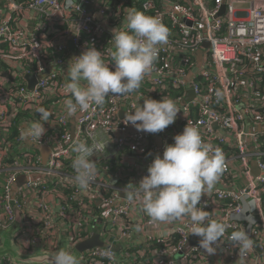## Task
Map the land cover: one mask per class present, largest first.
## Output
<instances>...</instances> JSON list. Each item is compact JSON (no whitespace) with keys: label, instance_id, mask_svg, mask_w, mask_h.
<instances>
[{"label":"built area","instance_id":"built-area-1","mask_svg":"<svg viewBox=\"0 0 264 264\" xmlns=\"http://www.w3.org/2000/svg\"><path fill=\"white\" fill-rule=\"evenodd\" d=\"M130 1L0 0V131L9 134L19 111L32 112L49 101L56 107L49 112L53 118L43 124L46 133L42 138L26 136L27 125L17 128L22 150L28 141L51 152L47 164L40 154L31 156L27 150L10 166H3L8 177L0 197V230L12 228L17 223L16 209L24 208L15 236L24 255H35L39 248L50 254L59 250L64 223L69 220L74 221L68 234L75 248L84 241L82 231H92L99 223L93 210L96 202L112 208L110 229L119 228L139 209L138 202L122 201L121 192L106 188L110 186L105 183H99L97 189L93 181L87 191H81L75 175L61 173L65 163L77 155L74 146L81 141L89 146L104 145L105 149L94 153L96 166L102 159L127 153L120 164L140 181L148 175L157 153L162 157L166 145L174 144V137L189 124L196 126L210 150H219L226 161L215 188L205 193L198 205L209 212L211 220L227 225L216 252L232 264H264V0H133L147 13L154 11L169 30L153 72L138 91L109 94L103 105L67 115L64 102L71 94L64 91V84L69 63L94 46L114 70L112 30H125L127 13L136 5L130 7ZM26 76L37 80L32 91ZM154 97L159 101L170 98L180 109L174 124L155 133L162 140L161 148L150 134L125 121L126 113L134 114V105L142 107L145 99ZM53 129L58 132L50 134ZM112 171L110 167L101 170L106 176L113 174L117 182L125 179L124 171ZM20 177L28 182L15 195ZM57 177L61 188H74L70 199L57 187L51 188ZM100 189L110 193L109 197ZM52 195L59 206L51 202ZM69 200L77 207L71 208ZM30 201L31 209L27 207ZM243 215L252 216L255 222L236 219ZM192 227L190 219L180 220L167 245L155 251L156 258L140 264H212L199 245L201 238L190 234ZM241 228L253 240L247 253L229 239ZM121 234L127 237L129 233ZM192 239L197 240L194 246ZM109 249L111 256L105 255ZM78 259L80 264H132L108 245L80 253Z\"/></svg>","mask_w":264,"mask_h":264},{"label":"clouds","instance_id":"clouds-1","mask_svg":"<svg viewBox=\"0 0 264 264\" xmlns=\"http://www.w3.org/2000/svg\"><path fill=\"white\" fill-rule=\"evenodd\" d=\"M112 36L114 70L94 46L87 47L69 63L64 91L72 98L64 102L67 115L75 116L78 112H87L93 105L101 106L109 94L123 96L138 91L153 72L160 47L168 41L169 30L158 17L130 9L125 30L113 29ZM133 107L134 114H125L126 123L147 133L164 131L175 123L180 112L175 101L166 97L160 101L145 99L142 107ZM38 112L43 121L51 115L43 107ZM45 133L42 123L33 122L25 135L39 139ZM100 148L106 147L100 143L89 146L82 141L73 148L77 154L72 162L74 180L81 191H87L95 179L97 168L93 156ZM225 167L223 154L219 150L211 151L199 129L187 124L183 132L174 137V144L166 145L162 157L155 156L148 175L137 185H127L135 189L127 193V199L138 202L150 222L157 226L190 219L193 225L190 234L200 237V247L214 254L222 244L227 225L211 220L209 212L198 205L204 193L219 181ZM245 207L252 210L250 205L245 204ZM236 219L255 222L250 215ZM229 239L243 253L253 247V240L243 228L233 231ZM105 255L111 256V250ZM51 264H80V261L70 251L61 249L51 258Z\"/></svg>","mask_w":264,"mask_h":264},{"label":"crops","instance_id":"crops-1","mask_svg":"<svg viewBox=\"0 0 264 264\" xmlns=\"http://www.w3.org/2000/svg\"><path fill=\"white\" fill-rule=\"evenodd\" d=\"M51 36L53 35L51 34ZM69 48H70V51L73 50V46L71 44H69ZM5 137L6 135L0 131V142L1 143H4L2 139ZM152 138L154 139V142L156 143L155 137L152 136ZM27 143L29 146L35 147L34 144L28 141ZM37 150L39 154L42 156V153L40 152L41 149H37ZM50 152H51V149H50ZM6 155H7V150L3 149V147H0V187H2V183H3V181L1 180V176L3 173H6L4 169L5 167H3L5 166V162H6L5 156ZM157 155H160V154L157 153ZM101 170L102 169H100V171L98 172L102 173ZM123 174L125 177L123 181L117 182V180L114 179L113 174H109L108 181L105 183L107 186H110L106 188H109L112 190L116 189L121 192L120 197L122 201L127 199V193L125 192L135 190V189L130 188L127 185H129L130 183L133 185H137L140 182L137 178L134 177L132 173L128 171L126 172L124 171ZM214 188L215 186L213 187V189ZM213 189L210 191H206L205 193H209L213 191ZM50 198H51V202L54 203V206H57L58 202H57L56 196L52 195ZM94 204L103 211L106 219L110 218V212H112L111 211L112 208L110 206H106L102 204L101 202H96ZM27 207L29 209L33 208V202L30 201ZM18 210L20 211L21 220L18 221L17 225L13 226L12 227L13 229L10 230L9 232H5L3 230H1L2 232L0 231V247H3L7 239H9V242H12L13 248L16 250V252L20 253L21 255H24L20 247L15 241V236H16V231L20 228V225L23 221V217L25 215V209L23 208V209H18ZM179 221L173 222L171 224H166V225L165 224H161L159 226L154 225L150 222V218L139 207V209L136 212L134 211V214L130 218L124 220V222L119 228L113 229L108 233H102L103 239L106 241L108 246H112V248L114 247L116 249L115 252L117 253L118 256H120V258H123L127 262L132 263V264H136V263L140 264L142 262L152 260L149 258L152 255L151 254L152 250L150 249L151 245L153 246L154 244H157L158 242L164 243V244L168 243L167 240L172 235V228H174L175 225ZM138 228L139 230H137ZM68 231L69 230H67V228L65 229L64 227L63 234H61L60 239H59L61 241V246L59 250L64 249V250H67L73 253L75 248L71 246V239L69 238ZM122 232H127L129 234L127 235V237H124L121 234ZM92 233L93 231H91L90 233L91 236H92ZM90 237L84 239V241L89 239ZM196 244H197V240L192 239L191 246H194ZM59 250H57L56 252H58ZM56 252L52 253V255H54ZM39 253H44V252L42 249L39 248L36 250V254H39ZM205 253L207 252L205 251ZM208 258L212 264H232L230 261L222 259L220 253L218 252H215L214 254H209ZM12 263L14 262L12 261Z\"/></svg>","mask_w":264,"mask_h":264},{"label":"trees","instance_id":"trees-1","mask_svg":"<svg viewBox=\"0 0 264 264\" xmlns=\"http://www.w3.org/2000/svg\"><path fill=\"white\" fill-rule=\"evenodd\" d=\"M135 5V9L138 11H141L143 13H145L146 15H150V16H154V11L152 12H146L142 9V7L140 6L139 3H135L133 0L130 1V7H132V5ZM9 72V69H8ZM72 98V97H71ZM154 100L159 101L156 97H154ZM45 108L48 112H52L56 107L54 106V102L49 101L44 103L43 105L39 106L37 109H35L32 112H26V111H19L17 113V116L14 118L13 120V128H11L9 131V134L6 135L5 138L2 139V141L4 143H0V146L3 147V149L7 150V155L5 156L6 158V162H5V167L6 166H10L11 163H13V161L15 159H19L20 157L23 156L24 153H27V150L30 151L31 156H35L36 154H39L38 150L35 147L29 146L27 145V148L25 150L21 149V145H20V141H19V133L17 131V128L19 126L22 125H27V126H31V124L33 122H40L42 124H46L44 123L45 121L40 119V113L38 112L39 108ZM53 116H50L49 119H52ZM45 126V125H44ZM70 130H71V126H70ZM54 132H58L56 129H53L52 132H50V134H53ZM152 140V139H151ZM127 154L125 152L120 153L119 155L113 157V158H108V159H102L100 164H98L96 166L97 171H100V169H105L107 167H110L113 171V173L115 174H119L122 173L124 171V168L121 166L120 161L123 159L124 155ZM74 160V159H73ZM73 160L67 161L64 165V170L61 171V173L65 176V175H75V171L72 167V162ZM101 167V168H100ZM8 177L7 173H3L1 176V180L3 181L2 183V187H0V197L3 196V185L6 181V178ZM109 176L104 175V173H97L95 176V179L93 180L95 183V186L97 188L99 183H106L108 181ZM59 177L55 178L54 180H52L53 185H51V188H56L57 190H61L63 192V196L65 198H69L74 194V188H61V185H59ZM61 188V189H60ZM98 189V188H97ZM100 193L103 195L105 194L107 197H109L110 193H108L106 190L104 189H100ZM20 199V198H18ZM22 199V197H21ZM87 203H90L92 201V199L90 197L86 198ZM69 205L71 206V208H76L77 205L75 203H73L71 200H69ZM18 204L21 206L22 202L18 201ZM93 210L94 213L96 214V216L99 218V225L102 226V233H108L111 231L110 229V224H109V220L110 219H106L104 216L103 211L94 204L93 206ZM87 229H84L81 233V239H86L88 237L91 236V230L86 231ZM93 231V230H92ZM80 238V237H79ZM176 243V241H173V244ZM167 244L164 243H157L154 244L153 246L151 245L150 249L151 251V256L149 257L150 261H153V259H155L156 257L154 256L155 251L161 250L163 249ZM0 264H14L12 263V261L10 260L9 257H5L4 259L0 260ZM138 264V263H136Z\"/></svg>","mask_w":264,"mask_h":264},{"label":"water","instance_id":"water-1","mask_svg":"<svg viewBox=\"0 0 264 264\" xmlns=\"http://www.w3.org/2000/svg\"><path fill=\"white\" fill-rule=\"evenodd\" d=\"M99 20H102L99 16H97ZM105 29H109L106 25H104ZM25 80L29 82V89L32 91L34 89V86L37 82V80L34 77L26 76ZM75 130H76V120H72L71 122V138L74 139L75 137ZM155 137V141L159 148L162 147V141L159 137L155 135V133H148ZM43 156L44 164H47L48 155L50 153L49 148H43L40 150ZM28 182V179L26 177H20L17 181L14 194L16 195L18 193V189H20L23 185H25ZM17 212V222L21 220L20 217V211L16 209ZM17 225V223L15 224ZM14 225V226H15ZM13 228H10L6 230L5 232H9ZM1 231V230H0ZM2 232V231H1ZM107 243L103 239L102 234V227L99 224H96L93 229L92 236L80 243H78L74 249V252L72 253L77 258L80 253H84L89 250H93L96 248H104L106 247ZM113 250L116 251V249L113 247ZM54 255L48 254V253H39L35 255H21L20 253L16 252V250L13 248L12 242H9V239H7L6 243L3 247H0V260L4 259L5 257H10L11 260L15 264H51V258Z\"/></svg>","mask_w":264,"mask_h":264},{"label":"rangeland","instance_id":"rangeland-1","mask_svg":"<svg viewBox=\"0 0 264 264\" xmlns=\"http://www.w3.org/2000/svg\"><path fill=\"white\" fill-rule=\"evenodd\" d=\"M73 222H74V221L69 220V221L67 222V224L64 223V224H65V229H66V228H67V230H69V228L71 229V227H72V225H73Z\"/></svg>","mask_w":264,"mask_h":264}]
</instances>
